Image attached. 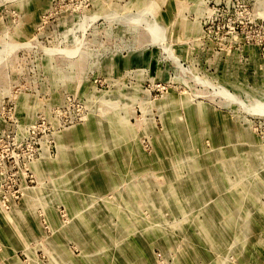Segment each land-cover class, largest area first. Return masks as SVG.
Returning <instances> with one entry per match:
<instances>
[{
  "label": "rangeland",
  "instance_id": "obj_1",
  "mask_svg": "<svg viewBox=\"0 0 264 264\" xmlns=\"http://www.w3.org/2000/svg\"><path fill=\"white\" fill-rule=\"evenodd\" d=\"M0 264H264V0H0Z\"/></svg>",
  "mask_w": 264,
  "mask_h": 264
}]
</instances>
